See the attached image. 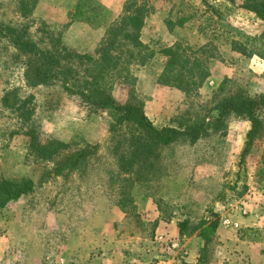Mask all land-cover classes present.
I'll return each instance as SVG.
<instances>
[{"label":"rangeland","instance_id":"1","mask_svg":"<svg viewBox=\"0 0 264 264\" xmlns=\"http://www.w3.org/2000/svg\"><path fill=\"white\" fill-rule=\"evenodd\" d=\"M76 1L0 0V27L15 28L42 49L65 46L93 55L108 25L70 21ZM98 1L112 12L109 25L141 7L139 39L154 51L145 64L130 62L111 73L112 96L120 103L143 101L157 127L210 125L194 142L180 138L160 147L152 167L137 163L123 172L117 158L126 150L122 137L129 131H110L108 113L67 92L60 81L28 86V56L0 37V177L35 183L31 193L0 211V248L10 244L0 264L7 258L20 264H184L188 239L195 247L197 242L198 255L205 243L208 264H264V126L241 158L246 136L240 138L230 125L244 131L239 123L247 122L250 129V121L230 114L214 127L213 109L239 88L264 94V22L240 8L241 0ZM234 40L252 53L232 50ZM171 46L207 67L209 76L200 87L186 93L157 82L167 59L162 50ZM13 89L18 99L28 100V122L2 102ZM13 97L8 96L12 103ZM258 117L264 122V110ZM30 129L36 143L58 139L69 144L65 154L94 147L80 169L56 173L61 155L50 160L34 155ZM138 198L153 210L152 217L139 211ZM250 215L258 216L259 225L223 224L224 218ZM160 222L175 232L156 231ZM222 228L223 235L218 234ZM97 232L105 234L103 249ZM232 238H240L241 245L228 243ZM170 241L177 243L172 252Z\"/></svg>","mask_w":264,"mask_h":264},{"label":"trees","instance_id":"2","mask_svg":"<svg viewBox=\"0 0 264 264\" xmlns=\"http://www.w3.org/2000/svg\"><path fill=\"white\" fill-rule=\"evenodd\" d=\"M202 1L205 2V0ZM238 6L264 22V0H241ZM111 17V10L98 0H77L74 9L70 12V21H82L93 27L108 25L93 55L78 53L65 46L52 47L50 50L42 49L35 42L26 39L21 32L10 27L1 26L0 37L7 39L16 50L28 56L24 72L28 86L60 81L67 92L77 94L93 109L106 111L111 118L110 131L119 133L124 129L129 131L127 136L122 137V140L127 143L126 150L119 151L117 158L119 170L128 172L137 163L152 167L153 161L159 156L160 147L180 138L194 142L205 133L210 124L198 122L182 126L157 127L145 114L143 101L120 103L112 96L108 82L111 73L120 70L130 62L145 64L153 58L154 51L149 50L139 39L144 19L141 7L124 14L115 25L108 24ZM261 36H264V30ZM231 45L232 50L243 55L252 53L246 46L235 40ZM162 52L167 59L157 77L159 84L176 87L188 93L200 87L209 76L207 67L199 58L185 56L173 46L166 47ZM15 92L14 89L6 92L2 96V102L8 107L19 110L22 120L28 122L32 114V110L26 105L28 100L18 99ZM10 94L14 95L13 103L8 99ZM213 109L215 110L214 127L222 125L224 119L230 114L250 121L251 126L246 133L242 158L264 126V122L258 117V113L264 110V94H249L245 89L239 88L221 98ZM27 133L31 139L30 146L37 157L50 160L61 155L60 159L55 161L53 168L56 173H61L65 169L68 171L80 169L94 147L87 144L65 154L63 150L69 144L58 139L36 143L34 130L30 129ZM34 187L35 183L31 178L0 177V211L10 202L31 193ZM179 225L182 228L183 224ZM180 233H183L182 230ZM205 234L200 236L205 237ZM206 257L204 243L194 264H208Z\"/></svg>","mask_w":264,"mask_h":264},{"label":"crops","instance_id":"3","mask_svg":"<svg viewBox=\"0 0 264 264\" xmlns=\"http://www.w3.org/2000/svg\"><path fill=\"white\" fill-rule=\"evenodd\" d=\"M241 122L242 123H239V124H242L243 125L244 131H243V128L242 129L241 128H237V126H232V124L230 125V127H233L234 129H238L237 132L240 134V138L241 137L244 138L246 136V132L249 129V126H248V123L247 122H243V121H241ZM238 149H241V147H239ZM142 199L143 198L135 199V204L137 205L139 211L140 210L143 211V212L145 211L147 216L152 217L153 210L150 207L147 208V205H145V204H142L141 205ZM146 204H148V206H149L150 205V202L149 201H146ZM149 210L150 211L152 210V213H150ZM114 211H116V210H114ZM257 217H258L257 215H255V216L250 215V216H243V217H240V218H237V219H234V220L235 221L238 220L237 222L240 223L244 229H248L249 227H254L255 225H259V222H257ZM170 224H171V222H170ZM165 227H167V228H165ZM156 231L162 232V234H165L166 235V233H163V231H167V232L168 231H172L173 232L174 229L171 228V225H169V224L166 225L165 222H160V223H158V225L156 227ZM224 231H225L224 228H222V230L218 229L216 232L218 234L223 235V232ZM108 233H109V235H111V233H112L113 236H114V238H116V236H117V233L114 232V230H112V232L109 230ZM96 237H97V241L98 242L99 241L101 242V243L97 244L98 247L101 246L102 249H103L104 246H105V240H104L105 239V234H103V232H97L96 233ZM237 241L239 243H237ZM240 242H242L240 240V238L239 239L232 238L230 241H228V243H232L233 245H236V243L239 244V245H241ZM188 244H190V245H189V247H187L188 248V252H186L187 253V256L184 257V262H185L184 264H194L196 262V260H197V256H198L197 251L199 249V246L197 245V242H196V247H195L194 246L195 244L193 245L192 242H190V239L187 240V245ZM7 247L9 248L10 247V244H6L4 246H1V248H0V251H1L0 258L1 259L5 257L4 252H6ZM6 261H8L9 263L6 262ZM6 261H5L6 264H15V262H16V264H18V263L20 264V262H22V261H19L18 259L8 260V258H7ZM2 262H4V261H2ZM172 262H173V260H172Z\"/></svg>","mask_w":264,"mask_h":264},{"label":"built area","instance_id":"4","mask_svg":"<svg viewBox=\"0 0 264 264\" xmlns=\"http://www.w3.org/2000/svg\"><path fill=\"white\" fill-rule=\"evenodd\" d=\"M239 213L242 214V215H245L247 213L246 208L243 207V206H240L239 207ZM223 224L226 225V226L233 227V228H238L239 227V223L237 221H234L231 218H224ZM159 240H163L162 236H159ZM168 244H167L168 245L167 250L170 251V252H172L173 249H175V247L177 246L176 245L177 243L173 242V241L168 242Z\"/></svg>","mask_w":264,"mask_h":264}]
</instances>
